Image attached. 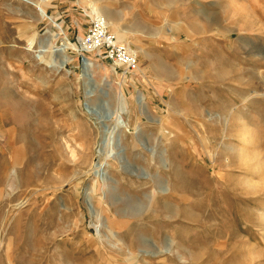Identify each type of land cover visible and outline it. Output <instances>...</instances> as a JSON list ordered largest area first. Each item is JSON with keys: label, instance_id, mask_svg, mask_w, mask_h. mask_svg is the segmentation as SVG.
Returning a JSON list of instances; mask_svg holds the SVG:
<instances>
[{"label": "rangeland", "instance_id": "1", "mask_svg": "<svg viewBox=\"0 0 264 264\" xmlns=\"http://www.w3.org/2000/svg\"><path fill=\"white\" fill-rule=\"evenodd\" d=\"M0 264H264V0H0Z\"/></svg>", "mask_w": 264, "mask_h": 264}, {"label": "built area", "instance_id": "2", "mask_svg": "<svg viewBox=\"0 0 264 264\" xmlns=\"http://www.w3.org/2000/svg\"><path fill=\"white\" fill-rule=\"evenodd\" d=\"M100 16L98 14L92 15L91 23L87 31L81 37H77L75 43L82 47L84 52H93L96 57L107 59L112 67L123 75H130L138 68L137 58H135L130 48L116 39L108 26H102L98 22ZM102 49L106 54L102 53ZM82 59L89 60L83 56ZM90 64V63H89Z\"/></svg>", "mask_w": 264, "mask_h": 264}, {"label": "bare ground", "instance_id": "3", "mask_svg": "<svg viewBox=\"0 0 264 264\" xmlns=\"http://www.w3.org/2000/svg\"><path fill=\"white\" fill-rule=\"evenodd\" d=\"M243 4V3H242ZM99 10V9H98ZM44 11H42V14H45V12L43 13ZM105 11H97V12H94V13H96V14H98L99 16H100V19H99V23H100V25H102L103 27L106 25V26H108V27H110V24L112 25L113 23H112V20H111V18H110V13H107V12H105ZM208 16V15H207ZM112 17V16H111ZM208 17H210V16H208ZM249 17V16H248ZM211 20H212V18H211ZM217 20V19H216ZM216 20H214V21H216ZM211 23H213V22H211ZM209 24V25H212V24ZM219 23V22H218ZM195 27H201V25H197V26H195ZM194 27V28H195ZM110 29V28H109ZM161 29V28H160ZM112 32V31H111ZM114 35H115V37H116V39H118V35L115 33V32H112ZM119 41V40H118ZM129 41V40H128ZM120 42V41H119ZM129 48H130V46L127 44V43H125ZM63 48V47H62ZM61 49V48H60ZM130 50H131V52L133 53L132 55H134L135 56V58H137L138 59V56H137V54L130 48ZM61 64H62V66H64L65 64H66V59H63L62 61H61ZM81 66L83 67V74L84 75H88V70H89V66H90V64L87 62V60L86 59H83L82 61H81ZM137 67H139L138 66V61H137ZM138 102L140 103V104H142V101H143V98L144 97H142V95H139L138 97ZM144 103V102H143ZM143 107V106H142ZM115 119V118H114ZM114 126H112V128H113ZM109 136V135H108ZM110 137V136H109ZM67 143V142H66ZM65 143V144H66ZM108 143V142H107ZM68 146H70V145H68ZM68 146H67V148H68ZM116 146L118 147V152L115 154V156H119V154L121 153V150L122 149H120L121 148V146L122 145H120V143H117L116 142ZM73 150V149H72ZM73 152V151H72ZM114 156V157H115ZM123 158V157H122ZM104 165H105V163L104 162H101V161H98L97 163H96V165H95V167H94V169H93V171L95 172V173H97V174H100V172L102 171V169H103V167H104ZM261 186V184L259 183L258 184V186ZM256 186V185H255ZM263 216V215H262Z\"/></svg>", "mask_w": 264, "mask_h": 264}, {"label": "crops", "instance_id": "4", "mask_svg": "<svg viewBox=\"0 0 264 264\" xmlns=\"http://www.w3.org/2000/svg\"><path fill=\"white\" fill-rule=\"evenodd\" d=\"M114 24H115V23H114ZM197 25H200V24L195 22V24H193L192 27L194 28V27L197 26ZM116 27H118V25H116ZM195 28H197V27H195ZM198 28L200 29V27H198ZM116 29H118V28H116ZM156 34H158V33H156ZM124 37H126V36H125V35L122 36V38H121L122 41H125V40H126L124 43H128V44L131 46V41H130V40L128 41V39H124ZM138 51H139V50H138ZM125 81H127V80L124 79V82H125ZM123 84H124V83H123ZM139 95H142V97H144V98H143V101H142V104H140L141 108L144 109L145 106H146V103H145V101H144V99H146V98H145V94L141 93V94H139ZM143 102H144V103H143ZM142 106H143V107H142Z\"/></svg>", "mask_w": 264, "mask_h": 264}]
</instances>
